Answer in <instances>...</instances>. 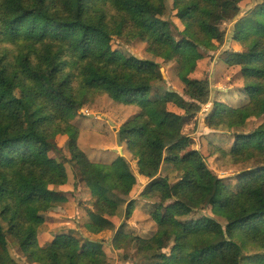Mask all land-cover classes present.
<instances>
[{"label":"trees","instance_id":"1","mask_svg":"<svg viewBox=\"0 0 264 264\" xmlns=\"http://www.w3.org/2000/svg\"><path fill=\"white\" fill-rule=\"evenodd\" d=\"M166 1L0 0V264H21L9 237L30 263L54 264V258L56 264L108 263L99 240L81 243L63 232L39 243L47 213L64 200L59 189L68 183L66 164L100 190L115 182L113 188L128 195L137 183L123 156L97 163L79 144L75 119L95 95L138 109L120 132L151 179L145 196L159 198L151 212L156 229L141 236L127 233L122 223L114 248L126 239L146 264H241L246 244L264 250V7L239 18L243 0H173L184 26L177 40L163 17ZM232 22L234 39L245 51L227 62L240 67L246 101L236 107L214 102L209 125L238 129L260 121L238 133L230 150L235 163H255L239 175L235 189L207 166L199 150L178 159L168 155L188 145L185 123L211 91L209 80L193 73L205 53L223 43L221 25ZM115 36L144 42L150 54L174 61L183 92L165 85L161 63L114 49ZM58 137L67 138L68 156ZM164 163L180 173L176 182L160 176ZM133 206L131 200L125 218ZM88 214L93 233L115 229L100 212Z\"/></svg>","mask_w":264,"mask_h":264},{"label":"rangeland","instance_id":"2","mask_svg":"<svg viewBox=\"0 0 264 264\" xmlns=\"http://www.w3.org/2000/svg\"><path fill=\"white\" fill-rule=\"evenodd\" d=\"M241 14L239 18L251 16L259 8L264 7V0H243L240 3ZM163 17L168 20V31L179 40L180 32L184 26L176 16L173 10V0L166 1V9ZM234 24L223 23L221 29L225 32V39L217 50H211L205 53L204 58L199 61L198 66L193 73V77L198 79H208L210 82L209 101L202 105L200 111L192 118L186 121L183 133L188 139V145L185 149L176 147L168 155L179 158L188 151L199 150L207 166L212 169L226 185L235 189L238 183V177L241 173L254 167L253 161L244 163H235L230 155V150L236 140V135L240 132H248L255 128L260 121L256 119L249 120L242 128L230 129L221 124L218 127L209 125V119L214 110V102L219 101L229 106L236 107L246 101L243 93V76L239 66H230L227 59L233 53H242L245 47L241 41L234 39ZM113 48L118 49L126 55H136L141 58H150L161 63V71L164 76L165 85L183 92V83L180 81L176 72V63L174 61H164L162 58L155 57L147 51L146 43L139 40H128L124 37L115 36L112 42ZM180 111L176 107H171ZM138 109L132 105H125L107 98L104 95H95L90 97V101L79 111L75 119L76 124L81 130L79 144L91 160L97 163H110L118 156H123L131 166L133 174L137 178V183L128 195L121 193L120 189L108 184L107 189L100 190L93 185L94 182L86 181L80 174L77 167L66 164L68 171L67 190L62 195L67 194L69 202L66 204L67 223H59V213L48 212V219L41 228L39 234V243L43 245L48 241L52 234L59 230H66L68 233H74L80 238L81 243L85 240H99L103 244V249L107 253V264H146L147 259L139 255L137 247L128 244L123 239V246L116 249L113 246L114 234L120 229L122 223L125 225L127 233L138 234L141 236L150 235L157 227V223L152 218L151 212L155 202L159 198L145 196L144 190L148 187L151 179L144 172L132 153L127 148L126 141L122 140V147L117 144V131L121 126L133 116ZM67 138L58 137L57 144L62 150V154L68 156ZM122 150V154L114 151ZM53 156L57 155L52 153ZM60 157V154L57 155ZM169 175L170 183L176 182L180 173L173 171L170 164L164 163L160 176ZM90 185V186H89ZM97 192H96V191ZM99 196H94V194ZM133 200L132 215L125 218L128 203ZM117 204L116 211L106 206ZM94 210L111 219L114 222L115 229H106L100 233H93L89 228V211ZM58 211V210H57ZM205 214H210V209L203 210ZM54 213V214H51ZM51 215V216H50ZM58 217V218H57ZM224 222V221H223ZM11 253L21 264H34L28 262L15 240L9 237ZM168 250V249H167ZM128 255V259H124ZM264 258V250L252 245L244 246L241 264H259ZM150 260V258H149ZM53 263L56 264V258Z\"/></svg>","mask_w":264,"mask_h":264},{"label":"crops","instance_id":"3","mask_svg":"<svg viewBox=\"0 0 264 264\" xmlns=\"http://www.w3.org/2000/svg\"><path fill=\"white\" fill-rule=\"evenodd\" d=\"M69 186H66V185H64V186H62L60 189H59V192H60V194H61V196L62 197H64V200H61V201H59V202H57V205L53 208V212L54 213H59V212H61V214H56L55 216H60V218H59V220H60V222L59 223H67L68 222V220L66 219V217H69V218H72V217H70L69 215H66V204L69 202V197H68V195L67 194H65V195H62V194H64L65 192H63V190L65 191V190H67V188H68ZM58 210V211H57ZM54 213H51V214H54ZM51 216V215H50ZM57 217V218H58ZM46 223V222H45ZM45 223L41 226V228L45 225ZM41 228H40V230H39V234H40V231H41ZM63 232H66V230H59V231H57L56 233H55V235L56 234H58V233H63ZM54 234H52L50 237V239L48 240V241H46V242H49V241H51L53 238H54V236H55ZM45 242V243H46ZM44 243V244H45ZM43 244V245H44Z\"/></svg>","mask_w":264,"mask_h":264},{"label":"water","instance_id":"4","mask_svg":"<svg viewBox=\"0 0 264 264\" xmlns=\"http://www.w3.org/2000/svg\"><path fill=\"white\" fill-rule=\"evenodd\" d=\"M117 144L119 147H122V136L120 131H117ZM114 151L122 154V150L119 151L118 149H114Z\"/></svg>","mask_w":264,"mask_h":264}]
</instances>
